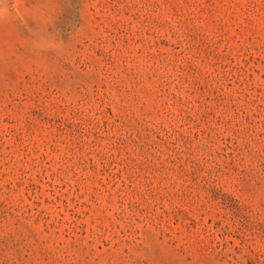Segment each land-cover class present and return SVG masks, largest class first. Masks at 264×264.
Segmentation results:
<instances>
[{"label": "rangeland", "instance_id": "1", "mask_svg": "<svg viewBox=\"0 0 264 264\" xmlns=\"http://www.w3.org/2000/svg\"><path fill=\"white\" fill-rule=\"evenodd\" d=\"M0 264H264V0H0Z\"/></svg>", "mask_w": 264, "mask_h": 264}]
</instances>
